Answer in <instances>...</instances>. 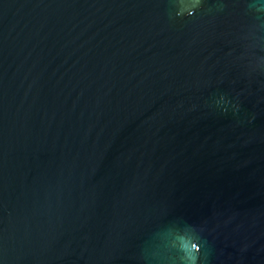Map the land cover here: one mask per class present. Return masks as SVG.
Returning a JSON list of instances; mask_svg holds the SVG:
<instances>
[{
  "label": "water",
  "instance_id": "water-1",
  "mask_svg": "<svg viewBox=\"0 0 264 264\" xmlns=\"http://www.w3.org/2000/svg\"><path fill=\"white\" fill-rule=\"evenodd\" d=\"M0 264H264V0H0Z\"/></svg>",
  "mask_w": 264,
  "mask_h": 264
},
{
  "label": "clouds",
  "instance_id": "clouds-1",
  "mask_svg": "<svg viewBox=\"0 0 264 264\" xmlns=\"http://www.w3.org/2000/svg\"><path fill=\"white\" fill-rule=\"evenodd\" d=\"M197 251H199V249Z\"/></svg>",
  "mask_w": 264,
  "mask_h": 264
}]
</instances>
